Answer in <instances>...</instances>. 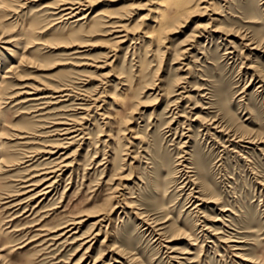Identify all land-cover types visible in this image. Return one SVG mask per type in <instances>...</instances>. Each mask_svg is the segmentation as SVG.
<instances>
[{
	"label": "rangeland",
	"instance_id": "374dc122",
	"mask_svg": "<svg viewBox=\"0 0 264 264\" xmlns=\"http://www.w3.org/2000/svg\"><path fill=\"white\" fill-rule=\"evenodd\" d=\"M6 1L0 66L6 58L9 65L12 52L26 59L0 91L17 96L3 104L1 130L12 140L26 133L32 143L16 140L8 157L14 165L0 172V188L16 194L62 153L74 170L36 210L39 199L26 213L24 205L5 208L0 200V262L76 264L83 253L79 242L54 244L42 241L52 235L35 234L76 216L85 220L79 234L87 231L109 188L129 176L137 183L126 197L131 208L116 209L104 228L108 241L102 243L103 233L84 264H264V0H215L219 21H210L211 11L199 12L165 35L160 52L144 34L153 9L173 16L176 0H100L83 25L53 14L62 0ZM121 14L132 16L129 27L141 29L110 53L114 35L101 18ZM215 27L221 31L210 32ZM12 38L24 41L16 48L7 43ZM66 85L70 90L62 96L68 95L46 98V104L18 96L51 95ZM97 95L99 107L81 109ZM124 117L130 121L122 125ZM73 120L82 127L78 140L57 154L43 153L64 137L60 123ZM124 144L128 158L121 161ZM177 229L188 234L176 238Z\"/></svg>",
	"mask_w": 264,
	"mask_h": 264
},
{
	"label": "bare ground",
	"instance_id": "6f19581e",
	"mask_svg": "<svg viewBox=\"0 0 264 264\" xmlns=\"http://www.w3.org/2000/svg\"><path fill=\"white\" fill-rule=\"evenodd\" d=\"M98 1H100V0H62V1H60L59 4H57L56 6L51 8V10H53L54 15H60L59 19L61 22H63V21L68 22V21L72 20L71 21L72 24L83 25L86 23L85 21H88L89 16H90V11L93 9V7L95 5H97ZM176 1H177V11L173 16L168 15V14L166 16L165 12L159 10V8L153 9L154 15L152 16V18H150L152 25L151 24H150L151 26L149 25L150 29H148L144 34V38L150 39L151 43L156 44V46H157L156 50L158 52H160V47L162 46L163 42L165 41L164 38H165L166 34L176 33V31L185 27L187 22L190 21V19L192 17L198 15L199 12L200 13H208L209 11H211L213 14L210 17V21L211 22L219 21V18L216 16V15H219L218 14L219 9L217 6L218 2H216L215 0H176ZM162 2L165 4L167 2V0H162ZM7 5H8V2L6 0H0V9L5 10L7 8ZM171 9L172 8H169V11H171ZM118 14H120V13H118ZM123 14L118 15L116 20H114L113 16L112 17L108 16L107 18H106V16H104L101 18V21L102 22L104 21V23H107L110 27L109 30L107 29L109 32V35H112V36L114 35V41H113V43H111L114 45V47L112 46L113 49L110 51V53L115 51V49H117L120 44H122V43L125 44V42L129 39V37L132 34H136V32L138 33V31L141 29L140 25H136L135 27H129L128 23H126V21L129 20L132 16H129L127 14L123 15ZM96 17H97V14L93 15L92 18H90V20H93ZM105 19H107V20H105ZM101 21H99V22H101ZM97 25H98V23L95 22L94 24L91 25L90 29H95L97 27ZM197 27H199V26H197ZM212 28H213V26H212ZM205 30L207 31V27ZM219 31H221L220 27H215V29L210 30V32H219ZM199 33L195 34L196 36H194V37H198L200 35L202 36L203 32H199ZM4 34H5V28H4V25L2 24V20L0 17V39L2 38V36ZM226 35L230 36V35H232V33H226ZM130 39H131V37H130ZM23 41H24V38H16V39L12 38V39H9L7 43H12L17 48V47H20V45H22ZM255 47H254V49H255ZM188 50H190V49L187 48V49L183 50V52L179 53L180 56L185 54V53H188ZM10 56H11L12 60L10 61L9 65L4 67V64L8 63L7 58H6V61L3 64V66H0V91L2 90V88H4V90H7L8 82H6V79H10L13 77V75H16L18 73V69L21 66L22 62L26 59V55H24L23 53L19 54L17 56L15 54V52H12V53H10ZM17 60H18V63H17ZM11 75H12V77H11ZM67 86L68 85L64 86L63 88L61 87L62 89L52 90L51 95H46L43 93H40L38 95L37 91H23V92H19L18 96L19 95H27L29 97L26 101H35V102H40V104H46L47 102L43 101L46 98L51 97L52 99L57 100V99H60V97L68 95V94H64L62 96V93H65L70 88L69 86H68L69 88ZM1 93L2 92H0V119L4 115V111H2V109L4 108L3 104H6L5 100H7V99L9 100V99H13L14 97H17V96H7L6 97V95H4V94H3V96H1L2 95ZM81 95H83V92ZM83 96H86V95L84 94ZM100 96L97 95V96L92 97V98L90 97V99L92 100L90 103L91 105L85 104L84 107H82L81 109L87 110V109L91 108L92 106L99 107V105L97 106V103H99L101 101L99 99ZM53 103L57 104V102H53ZM176 114L179 115V112H176ZM105 117L108 118V116H105ZM120 120H121L120 124H122V125L125 123H128V121H130L129 117H124V118H121ZM60 124H63L64 127H62V129H58L59 132L58 131L57 132L59 133L58 134L59 136H64V137L60 139L59 144L52 146L51 149L46 150L43 153H48L50 155L57 154L59 152V151H55L57 148L64 147V145L66 143L72 144V143L76 142L78 140L77 138L82 134V127H79L78 122L75 123L74 120L71 123L70 122H68V123L61 122ZM1 126H2V123L0 122V172L2 173L4 171H6V167H11L14 165V162H12V159L9 160L8 157L11 156L12 154H14V152H15V149H14L15 146L14 145L18 143L16 140H23L24 142H22V143L20 142V145H21L24 143L25 144H31L32 139L29 135H25L26 133H23V132H19L18 134L12 135V137H15L14 138L15 140L8 139L5 136V134L2 132ZM216 128H222V127L220 125H217ZM133 130H134L133 127H130L127 129V131H129V132H131ZM124 131H126V130H124ZM225 132H226V130H225ZM235 133H237V132H235ZM132 134H135L134 139L140 138L138 133L134 132ZM230 134H229V137H230ZM240 138H242V137H240ZM126 146H127V144H124V145H121L119 147L120 149H122V153L126 149V148L123 149L122 147H126ZM125 152H127V150ZM62 154L63 155L61 156V158H59V159H62L61 161L54 162L55 163L54 165H52L50 167L43 168V171L41 172V174L34 176V177H36L35 179L28 178V180H25L24 182H26L28 184L23 185L21 187V189L17 191L16 194L4 193L2 188H0V200H1V202L5 201L2 203V205L5 208L8 207L10 209L14 208V207L18 208V207H20V205H24L23 213H26L27 211H30L29 207H30V205H32L33 201H35V200L37 201L39 199L38 204L34 206V209L36 210L38 207L40 208V205H42L41 203L44 202V199L51 196L53 192H55L54 195L57 194L59 182L61 181L63 174L65 172H67V170H69V169H71L72 172L74 170L73 169L74 168L73 162H71V160L67 161L69 159L68 156H64L65 153H62ZM125 155H127V154L123 153L122 154L123 157H118V158H120L121 161H124L126 158H128V157H124ZM132 159H131L130 163L127 162L128 163L127 165H131L134 162V161L132 162ZM117 161H119V159ZM9 162H12L13 164H9ZM23 163H25V162H23ZM116 164H118V163L116 162ZM184 172H186V171H184ZM132 174H131V176H132ZM128 178H129V176H128ZM128 178L125 176H122L121 180H119L117 183L114 182L113 185L109 188L110 192L107 195L108 197L106 196L107 198L105 199L106 205H103V206H100V208L99 207L97 208V210L95 211V219L96 220L91 223V225L87 231L79 234L81 232L82 223H84L85 220L82 218L83 216H76V217L68 219V220H66V221H64V222H62L56 226H53L50 229L49 228L48 229L43 228L40 230V232L37 235L35 234V236L38 237L39 235H42L43 237H45V236L48 237V236L52 235L51 238H49V239L45 238L42 241H44V242L45 241H49V242L52 241V242H54V244L57 243L58 241H63V240H64V242H68L70 239H73V242H79V247L83 250V253L81 254V257L76 264H84L89 258H91V252H93V249L95 247L94 244L97 243L99 237L101 235H103V233H106V235H105L102 243H106L108 241L109 232L108 231L105 232L104 228L107 230L108 226H110L113 223L114 220H113V217H111V215H113V213L116 211V209H118L119 207H122V204L125 207V208H123L124 212H125L126 208H131L130 207L131 204L128 200H126L127 199L126 197H127V194L129 193L128 190H130L131 184L133 183L135 186V184H137V183L134 179L129 178L131 180H128ZM110 179L113 181V179H117V176L114 175V177L113 178L110 177ZM3 180H4V178H1V176H0V187H1V185H5V183H3ZM198 183H200V182H198ZM15 196H17V198H15ZM195 197H199V196H195ZM117 198H118V200L115 202L114 199H117ZM203 201H205V200H203ZM132 205H134V204H132ZM31 209H32V207H31ZM40 211L41 210L39 209L36 213H39ZM135 211H136V209H135ZM133 213L135 214V212H133ZM139 215L142 216L143 214L142 215L139 214ZM137 217H138V215H137ZM105 222H108V223L105 225ZM35 225H39V224L36 223V224H34V226ZM155 225H156V223H155ZM160 230H159V232H161ZM45 232H47V233L45 234ZM186 234H188V233L181 230V229H177L175 231V237L176 238L177 237L184 238L186 236ZM42 236H39V237H42ZM1 259L2 258L0 255V261H1ZM96 261H98V259ZM2 263L0 262V264H2Z\"/></svg>",
	"mask_w": 264,
	"mask_h": 264
}]
</instances>
